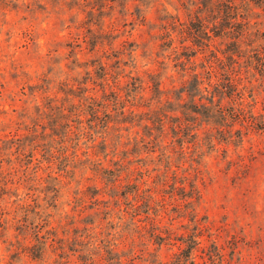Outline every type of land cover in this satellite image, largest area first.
<instances>
[{"label":"rangeland","instance_id":"rangeland-1","mask_svg":"<svg viewBox=\"0 0 264 264\" xmlns=\"http://www.w3.org/2000/svg\"><path fill=\"white\" fill-rule=\"evenodd\" d=\"M259 2L0 0V264H169L192 234L195 264H264ZM246 14V30L224 27ZM216 56L241 76L226 121L189 110L174 133L176 103L200 102L187 80L225 77Z\"/></svg>","mask_w":264,"mask_h":264},{"label":"trees","instance_id":"trees-1","mask_svg":"<svg viewBox=\"0 0 264 264\" xmlns=\"http://www.w3.org/2000/svg\"><path fill=\"white\" fill-rule=\"evenodd\" d=\"M257 5L259 7H264V0H260L259 4H257ZM247 10L248 11L251 10V8L248 7V4H247ZM225 23H226L224 25L225 28L237 27L238 28L237 31L246 30L248 28L247 26L252 25V24H250V19L248 18V15L246 17L243 16L241 18V20H239V21L236 20V18H234L233 20L226 19ZM257 25H261V22L254 21L253 26L256 27ZM257 27H259V26H257ZM200 28L202 29L201 26H200ZM257 30L259 31V29H257ZM260 47H261L260 53L258 54V56L255 55L256 60H253L249 63L255 62L256 65H258V66L264 64L263 63L264 62V55H263L264 54V46H261V44H260ZM239 50H240V48L237 47L236 50H234V51L238 52ZM216 59L218 60V64H219L220 68H225L224 69L225 70L224 72H226L225 77L221 75V76L215 77V80H210V82L214 81V83L208 82L209 80L207 79V82L205 84L202 82L203 79L198 77L197 75H194L189 80H187V84H189V85H184V86H190V87H193L194 89H197V91L194 93L193 92H187L188 97H191L193 95L194 96L199 95V97H200L199 101L200 102H199V104H195V102H194L193 108H191V109L185 107V104H183L179 101L176 103V106L180 107V110L178 109L177 111H180V113L182 115L172 116V119H174V120L171 124V129L173 130L174 133L183 134L186 131V129H188V124H189L188 122L191 121V119L189 117H192L191 116L192 112L202 116L201 119H205L208 122L216 123L215 121H217V120H215V119H217V118L219 119L218 123H220V124L222 122L226 121L228 114L225 112V108L220 106V102L226 95L231 96L232 92H234V90H235L232 87V85H234V87H235L236 86L235 83L237 84V83H239V81H241V76H240L237 68L233 64H231L225 60L223 61L220 57H217V56H216ZM229 59L230 58H228L227 60H229ZM262 66H264V65H262ZM201 85H206V86H203L206 93H203V89H201ZM136 86H137L136 82H133V84H132L133 88H131V90H136ZM135 95H136V93H134V96ZM111 97L112 98H109L106 96V99H109L110 101H115V102L119 103V113L123 118H125L130 113L134 114V109L131 108L132 104H131V106L126 108V101H127L126 98H122V96L119 95L118 93H114V95ZM91 99H92V101L89 104V109L92 111V114H93L94 110L96 109L95 105H98L99 103H103V102L96 103L95 98L92 97ZM177 100H180V99L177 98ZM170 103L173 105L172 102H170ZM238 104H239L238 108L240 109V111H242V113L245 114L243 102L241 101ZM166 106L168 107V105H166ZM189 110H191L192 112L190 114L186 115L185 113H188ZM166 114H167L166 109H164V108L161 109V114H159V118L157 120L158 124H160L161 126H163L164 123L166 122V119H167V118H165ZM161 115H164V116H161ZM193 119H195V117H193ZM152 121L156 122L155 120H152ZM145 126L147 127L149 125L145 124ZM147 128H149V127H147ZM146 135L150 136L151 135L150 131L147 132ZM143 141H144L143 145H144L146 151L153 153L155 151L154 146L151 144L153 142V140L150 139V140H143ZM133 144L134 145L138 144L137 139ZM133 148H134V146H133ZM115 164H118V166H120L118 161H115ZM98 165L101 169L102 166H101L100 162ZM103 172H111L112 173V172H115V170H110V169L104 168ZM111 181L113 183L120 181V173L114 174ZM134 186L136 189V194L133 198L135 200H138V199L143 200V201L145 200V202H146V198L144 197V195L139 194V192L141 190L139 188V186L136 183L134 184ZM117 187H118V185H117ZM178 189H181V197L182 198H186L188 196H191L189 191L185 190V186H180ZM141 192H142V190H141ZM141 197H144V198L142 199ZM45 218H46V215H45ZM153 235L159 241L164 240V236H162L160 233L154 232ZM189 236L191 237V242L188 243L185 248H181V250L178 253H175V255H174L175 257L173 256L174 259L171 260V262L169 264H195L194 259H192L190 255H191L192 249H194L199 244V241L195 238L194 234L189 235ZM181 238H182V236H179V239H181ZM36 239H39V238L36 237ZM39 242L42 243V240H39ZM106 252L108 253V255H110L112 253V251L110 249H106ZM92 259L93 258H91V256L87 255V257L82 258L83 264H87V262L89 260L91 261ZM111 259L112 258L110 256H107V260H111ZM156 264H163V263L161 261H159ZM166 264H168V262Z\"/></svg>","mask_w":264,"mask_h":264}]
</instances>
